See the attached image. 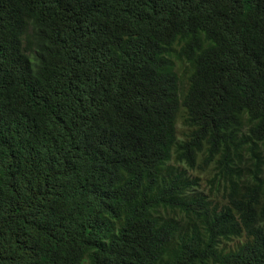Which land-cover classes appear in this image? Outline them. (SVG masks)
Masks as SVG:
<instances>
[{
    "label": "trees",
    "instance_id": "16d2710c",
    "mask_svg": "<svg viewBox=\"0 0 264 264\" xmlns=\"http://www.w3.org/2000/svg\"><path fill=\"white\" fill-rule=\"evenodd\" d=\"M0 264H264V0H0Z\"/></svg>",
    "mask_w": 264,
    "mask_h": 264
},
{
    "label": "rangeland",
    "instance_id": "374dc122",
    "mask_svg": "<svg viewBox=\"0 0 264 264\" xmlns=\"http://www.w3.org/2000/svg\"><path fill=\"white\" fill-rule=\"evenodd\" d=\"M190 176H194L195 173L193 172H189ZM197 177L199 178L200 181V186L199 189H202L205 193L208 192V184L206 183V178L209 177V175H206L205 173L203 174H197ZM239 242L235 241V242H223L220 243L219 246L222 247L223 249H227L230 248L232 249L235 245H237Z\"/></svg>",
    "mask_w": 264,
    "mask_h": 264
}]
</instances>
